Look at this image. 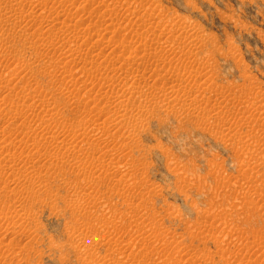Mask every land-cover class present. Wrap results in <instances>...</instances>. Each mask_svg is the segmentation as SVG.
Returning <instances> with one entry per match:
<instances>
[{"label":"rangeland","instance_id":"rangeland-1","mask_svg":"<svg viewBox=\"0 0 264 264\" xmlns=\"http://www.w3.org/2000/svg\"><path fill=\"white\" fill-rule=\"evenodd\" d=\"M0 264H264V0H0Z\"/></svg>","mask_w":264,"mask_h":264},{"label":"bare ground","instance_id":"bare-ground-1","mask_svg":"<svg viewBox=\"0 0 264 264\" xmlns=\"http://www.w3.org/2000/svg\"><path fill=\"white\" fill-rule=\"evenodd\" d=\"M136 88H137V86H136ZM130 89H131V88H130ZM130 89H129V90H130ZM127 90H128V89H127ZM132 92H133V91H132ZM123 93H124V92H123ZM130 94H131V92H130Z\"/></svg>","mask_w":264,"mask_h":264}]
</instances>
